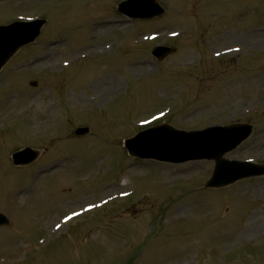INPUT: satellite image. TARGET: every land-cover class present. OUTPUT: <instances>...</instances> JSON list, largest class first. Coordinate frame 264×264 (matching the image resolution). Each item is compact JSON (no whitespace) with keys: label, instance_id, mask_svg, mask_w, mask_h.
Here are the masks:
<instances>
[{"label":"rangeland","instance_id":"374dc122","mask_svg":"<svg viewBox=\"0 0 264 264\" xmlns=\"http://www.w3.org/2000/svg\"><path fill=\"white\" fill-rule=\"evenodd\" d=\"M125 1L0 0V26L47 20L39 45L0 72V264H264V176L206 189L214 161L141 163L124 147L152 118L248 123L225 158L264 164V0H158L167 15L113 25ZM237 38L238 55L213 60ZM158 44L175 52L159 62ZM116 79L103 101L94 88ZM24 146L40 157L17 167Z\"/></svg>","mask_w":264,"mask_h":264},{"label":"water","instance_id":"95a60500","mask_svg":"<svg viewBox=\"0 0 264 264\" xmlns=\"http://www.w3.org/2000/svg\"><path fill=\"white\" fill-rule=\"evenodd\" d=\"M121 9L135 17L151 18L163 13V9L155 0H131ZM44 22L31 24L18 23L0 28V68L22 46L34 41L40 34ZM170 48H158L155 54L165 58L172 53ZM253 131L246 124L210 128L203 132H181L169 125L159 126L127 140L126 147L132 156L154 158L169 162H185L197 159H213L216 169L206 187H223L237 180L264 174V165H253L224 159V155L235 149ZM89 129L77 131L80 136L87 135ZM36 154L31 150L15 156L17 164H27L34 160ZM5 216L0 215V225L7 224Z\"/></svg>","mask_w":264,"mask_h":264},{"label":"bare ground","instance_id":"6f19581e","mask_svg":"<svg viewBox=\"0 0 264 264\" xmlns=\"http://www.w3.org/2000/svg\"><path fill=\"white\" fill-rule=\"evenodd\" d=\"M249 38V37H246ZM241 38H237L236 40H230L224 46L221 48V50H224L225 47L230 48L234 45H238L239 43L236 42H241ZM221 47V45H220ZM230 56L234 55L233 52L228 53ZM123 88V84L118 80H101L100 83L94 88L96 92H98L102 98V100H106L110 95L117 93L121 91ZM123 191L118 192V194H121ZM90 203L83 204L79 209L85 208L89 205ZM82 217V216H81ZM63 228L60 230L62 231Z\"/></svg>","mask_w":264,"mask_h":264}]
</instances>
